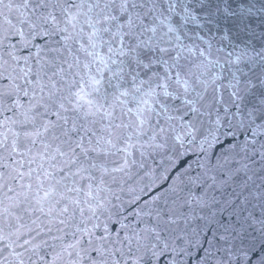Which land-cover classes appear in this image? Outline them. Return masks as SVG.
I'll return each mask as SVG.
<instances>
[{"label":"snow or ice","instance_id":"snow-or-ice-1","mask_svg":"<svg viewBox=\"0 0 264 264\" xmlns=\"http://www.w3.org/2000/svg\"><path fill=\"white\" fill-rule=\"evenodd\" d=\"M0 264H264V0H0Z\"/></svg>","mask_w":264,"mask_h":264}]
</instances>
